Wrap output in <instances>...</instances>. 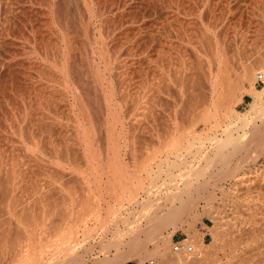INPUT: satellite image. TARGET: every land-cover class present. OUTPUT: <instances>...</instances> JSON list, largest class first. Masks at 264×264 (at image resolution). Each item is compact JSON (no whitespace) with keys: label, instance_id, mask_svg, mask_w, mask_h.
<instances>
[{"label":"rangeland","instance_id":"1","mask_svg":"<svg viewBox=\"0 0 264 264\" xmlns=\"http://www.w3.org/2000/svg\"><path fill=\"white\" fill-rule=\"evenodd\" d=\"M258 73L264 0H0V264H57L65 255L55 243L72 229L80 261L119 259L125 246L114 252L109 242L139 217L133 195L149 200L156 220L179 211L186 181L221 169L209 164L214 140L243 134L252 118L260 124ZM211 102L218 116L208 117ZM241 154L220 182L232 196L214 191L164 226L170 254L188 237L202 245L184 264H264V151L235 172ZM95 208L103 219L112 209L110 222L103 230L92 220L81 237L78 220ZM140 239V257L135 250L124 264H162L148 255L153 241ZM39 248L50 253L35 260ZM67 258L58 264H74Z\"/></svg>","mask_w":264,"mask_h":264},{"label":"bare ground","instance_id":"2","mask_svg":"<svg viewBox=\"0 0 264 264\" xmlns=\"http://www.w3.org/2000/svg\"><path fill=\"white\" fill-rule=\"evenodd\" d=\"M87 5V4H86ZM86 5H85V7H86ZM88 8V7H87ZM86 8V9H87ZM82 10V9H81ZM88 11H90L89 10V8H88V10H87V12ZM90 13V12H89ZM88 13V14H89ZM80 14V13H79ZM85 14V13H84ZM92 19V18H91ZM90 19V20H91ZM89 20V19H88ZM87 21V20H86ZM85 23V22H84ZM89 45H91V44H89ZM92 52H93V50H92ZM91 52V53H92ZM89 60H92V59H89ZM263 62V61H262ZM92 63H94V62H92ZM95 65V64H94ZM94 65H92V67H91V70H92V72L94 71L95 73H93V74H96L97 75V72H98V69H99V67L98 66H94ZM90 66V65H89ZM252 72V71H251ZM253 72H254V70H253ZM95 75V76H96ZM99 75V74H98ZM247 75V74H246ZM251 75V74H250ZM210 77V79H211V88H210V90H211V94H210V96H211V98H213V94L212 93H215V90H214V79H213V77H212V75H210L209 76ZM97 78H98V76H97ZM209 83V84H210ZM254 84V83H253ZM254 87V86H253ZM254 90V89H253ZM254 91H256V92H258L257 90H254ZM254 93V92H253ZM216 94V93H215ZM257 94V93H256ZM255 93H254V95H253V104H251V108H253V107H255V105H256V100H258V99H256L257 98V95H256ZM259 96V95H258ZM209 99V98H208ZM211 100H213V99H211ZM210 100V101H211ZM214 101V100H213ZM215 102V101H214ZM212 104V110H210V111H207V113H209V114H207L208 115V117H215V116H218V113H216V111H218L216 108V102L215 103H213V102H211ZM214 104H215V106H214ZM217 106H219L218 104H217ZM264 107V106H263ZM210 109V108H209ZM263 109V108H262ZM224 110V109H223ZM264 113V112H263ZM263 113H262V115H263ZM206 115V114H205ZM256 120H257V118L255 117V118H252V119H250V120H247L246 122H244V124L242 125V126H247V125H251V128L250 129H248V130H246V131H244L243 132V134H241V135H238L237 137H234V136H232V135H230L231 133H227L226 134V137L225 138H223V139H218V140H214L215 141V144L213 145L214 146V157H212L210 160H209V164H211L212 163V167L215 169L216 167H218L217 165H219V167L221 168L220 170H218L217 169V171L216 172H212V173H210V174H208V175H210V176H207V174H206V178L203 180V181H200V182H198V180H196V178H195V180H196V182L194 183L193 182V184H192V182L190 181V179H188L187 181H186V185L183 187V192L184 193H182V192H180V194H178V192L176 193V196H175V194H174V196L175 197H177V195H180V196H178V198L176 199V201L178 202L179 201V205H182V206H180L181 208L179 209V211H176L178 214H181V213H183V211L185 212L186 210H188V208L189 207H191V206H193V205H199L200 204V201H204V203L205 204H208V202H210V200L211 201H213L212 199H215L216 198V195L215 194H213V193H215L214 191H221V192H225V194L226 195H229V196H232V193H230L231 191H230V189L229 190H225L224 188H223V185H221L220 184V182L222 181H224V180H226L224 177H226L225 175H226V173H228V171H229V173H230V171H232L233 169L231 168V166H229L230 165V163H232L231 161H233L232 159L235 157V156H237V155H239V156H241L242 154V152L244 153V156L242 157V159H239L238 160V158H237V161H239V162H237V163H235V164H233L234 166H232L233 168H234V170H235V172L237 171V169L239 168V166H240V164L243 162V161H246V162H248L247 161V159L248 160H250L251 158V160H253V158H255L256 159V157H258V156H260V152H263L264 151V116L262 117H260V124H257L256 123ZM217 126H218V124H217ZM216 127V126H215ZM224 133V132H223ZM225 135V134H224ZM176 140V139H175ZM252 147V148H251ZM250 149V150H249ZM212 150V149H211ZM254 153H256V154H254ZM251 154H254V155H252L250 158H249V156L251 155ZM236 160V159H235ZM207 164H208V162H207ZM208 164V165H209ZM225 167H227L226 168V170L224 169ZM202 168V167H201ZM196 169H198V168H196ZM200 169V168H199ZM211 170H212V168H210ZM230 169H232V170H230ZM205 170V169H204ZM209 170V169H208ZM214 171V170H213ZM201 172H203V171H201ZM239 172V171H238ZM192 173H193V171H192ZM205 173H206V171H205ZM205 173H203V174H205ZM184 174V173H183ZM183 174H180V177L181 178H183V179H186L185 177H182L181 175H183ZM186 174V173H185ZM196 174H197V172L194 174V176H196ZM189 175H191V172L189 173ZM189 175H187L188 177H189ZM198 175V174H197ZM199 175H200V173H199ZM198 175V176H199ZM229 175H231V174H229ZM235 175H237V174H235ZM201 176H202V174H201ZM201 176H199V177H201ZM204 176V175H203ZM228 176V175H227ZM245 176V175H244ZM192 177H193V175H192ZM198 177V178H199ZM235 176H233V178H234ZM236 178V177H235ZM234 178V179H235ZM182 179V181H184ZM224 179V180H223ZM239 179V178H238ZM244 180V179H243ZM172 181V180H171ZM239 181V180H238ZM185 182V181H184ZM169 183V182H168ZM172 183V182H171ZM209 184H211L210 186H209ZM169 185V184H168ZM175 185V184H174ZM172 186V185H171ZM210 187V188H209ZM178 188V187H177ZM207 188H209V189H212V193L211 194H209L210 193V191H209V193L208 194H206V193H203V191H205V190H209V189H207ZM180 189H182V188H180ZM178 191V190H177ZM182 191V190H181ZM206 192V191H205ZM92 193V192H91ZM170 194V193H169ZM185 194V195H184ZM171 195V194H170ZM170 195H168V196H170ZM173 195V194H172ZM92 196H93V194H92ZM91 196V197H92ZM132 196V195H131ZM136 196L137 195H133L132 196V198L134 199V200H136V206L137 207H135L133 210L135 211H137V208L139 209V217H137V218H135L136 220L135 221H132V220H129L130 222H128L127 220H128V218H127V220H124L125 222V227H126V229L124 230V231H126V232H124V231H120V230H118V232L116 233V234H112L113 236H112V240L109 242V246L114 250L115 249V251L114 252H116V249L118 250V248L119 247H121L122 246V248L125 246V248H126V250H124V251H121V252H124V253H122V255H121V253L119 252V251H117V252H119L120 253V255L121 256H119L120 258L118 259H116L115 257H112V258H109V257H105V258H103V259H98V261L96 260V259H92V261L94 262L95 260L97 261V263L96 264H124V263H126V262H129V261H131L133 258H135L136 256H139L140 257V253L138 254V251L136 250L137 249V247L139 246V248H138V250L140 249L141 251L140 252H143L142 251V245H143V247H144V244H145V241H144V243H142V240L140 239V236L141 235H143L144 236V238H145V240H146V242L148 243V241H151V243H152V241H153V249L152 250H150V252H149V254L148 255H150V257H151V259H153L154 261H155V259H161L160 261H162V264H184L186 261H189V256H193V254L195 253H197L196 252V250L198 249V248H200V247H202V245H198V244H196V245H193L192 246V244H190V238L188 237V239H186V241H185V243H183V248H182V251H180V253H175V254H170L169 253V250H170V248H169V244H170V242H169V237H166V236H164L163 235V228H164V226H166V224H168L169 223V221H172V220H170L171 218L173 219V217H174V215H172L173 213H176L174 210H175V208H173L174 206H172V209H168V211H167V213L162 217V220H156V216H155V214H151V213H148V210H147V212H146V209L150 206V205H148V203L150 204V202H149V200H146V199H144V200H139L138 198H136ZM214 196H215V198H214ZM95 197V196H94ZM171 197V196H170ZM168 198L167 197V199H168V201H169V199H171V198ZM186 198V199H185ZM98 199H99V197H98ZM97 199V200H98ZM174 199V197H172V200ZM97 200H95L94 199V201H96L97 202ZM169 202H171L172 203V201L170 200ZM98 203V202H97ZM96 203V204H97ZM97 207V206H96ZM99 207V206H98ZM202 207V206H201ZM207 207V206H206ZM205 207V208H206ZM94 208V207H93ZM178 208V207H177ZM204 208V207H203ZM202 208V209H203ZM204 208V209H205ZM213 208V207H212ZM96 209V208H95ZM94 209V212H91V214L92 213H94V214H92V215H94V218H92V219H90L91 217H92V215L89 217V220L87 219V217H86V220H85V218H84V216H82L79 220H78V222L81 224V221H83V219H84V221H83V230H82V232L81 233H79L80 235L82 234V233H84V234H82L81 235V237L82 236H84L85 234H87V233H89V234H91V233H93V231H92V229L93 228H89V226H90V223L92 222V220H93V222L96 224V222H99L100 221V223H102L101 225H102V228H103V230L106 228V225H108V223L110 222V218H109V216L111 215V213L113 212V210L112 209H110V211H108V213H107V216L106 217H108V218H106L105 217V219H103V218H101V216L99 217V214H100V211H99V208L98 209H96L95 210ZM141 209V210H140ZM174 209V210H173ZM189 209H191V208H189ZM132 210V212H134ZM173 210V211H172ZM181 210H182V212H181ZM192 210V209H191ZM190 210V211H191ZM195 210V209H194ZM91 211H93V210H91ZM144 211H145V213H144ZM189 211V210H188ZM197 211V210H196ZM195 211V212H196ZM130 213V212H129ZM147 213V214H146ZM188 213V212H187ZM84 214V213H83ZM98 216H97V215ZM132 214V213H131ZM137 214V215H138ZM186 214V213H185ZM184 214V215H185ZM82 215V214H81ZM88 215V214H87ZM133 215V214H132ZM86 216V215H85ZM104 216H105V214H104ZM103 216V217H104ZM131 216V215H130ZM80 217V216H79ZM179 218V217H178ZM94 219H95V221H94ZM142 219H145V220H147V221H149L148 223H150L151 225H149V224H147V226H145V228H141V224H140V222L142 221ZM108 220H109V222H108ZM155 220V222L152 224L151 222H153ZM179 220V219H178ZM67 221V220H66ZM127 221V222H126ZM132 221V222H131ZM64 222H65V220H64ZM63 222V223H64ZM67 223V222H66ZM73 223V222H72ZM127 223V224H126ZM139 223V224H138ZM171 223V222H170ZM174 223V222H173ZM76 224H77V220H76ZM74 225L75 227L77 226V225ZM119 224V223H118ZM132 224H135V226H136V224H137V226H136V228L134 229V228H131L130 227V225H132ZM177 224V223H176ZM99 225V224H98ZM116 225V224H115ZM65 226V225H64ZM68 226H69V224H68ZM72 226V225H71ZM71 226H69V227H67V226H65V227H67V229L69 230V228L71 227ZM73 226V227H74ZM92 226V225H91ZM90 226V227H91ZM118 226V225H117ZM116 226V227H117ZM78 227V226H77ZM93 227V226H92ZM101 227V226H100ZM100 227H99V229H100ZM105 227V228H104ZM120 227H122V226H120ZM124 227V228H125ZM82 228V227H81ZM97 228H98V226H97ZM115 228V227H114ZM113 228V229H114ZM63 229V228H62ZM66 228H65V230H67ZM71 229V228H70ZM119 229H121V228H119ZM123 229V228H122ZM80 230V229H79ZM102 230V231H103ZM117 230V229H116ZM56 231V230H55ZM58 231H60V230H58ZM64 231V230H63ZM73 231V232H72ZM74 231H78V230H76V229H72V230H70L68 233H70L71 234V232H72V234H71V236H70V234H67L66 232H64V233H66V235H64L63 236V234H61L63 237H65V238H63V240H61V243H55L56 245L57 244H59V245H57V250H59V251H61V252H59L58 254H63L64 253V255L66 256V257H69V258H67V260L68 259H70V262H72L73 263V260H74V264H86L85 263V261H80V260H82V258L80 259V257H79V250L81 249L80 247H82V245H79V243L78 242H76V239L78 238V236H76V232L74 233ZM106 231V230H105ZM108 231V230H107ZM106 231V232H107ZM111 231V230H110ZM62 232V231H61ZM91 232V233H90ZM96 232H97V230H96ZM116 232V231H115ZM124 234H123V233ZM73 233L75 234V235H73ZM108 233V232H107ZM113 233H114V231H113ZM42 234V233H41ZM68 235H69V237H68ZM79 235V236H80ZM110 235V234H109ZM74 236H76V238L74 237ZM88 236V235H87ZM49 237V236H48ZM74 237V238H73ZM90 237V235L88 236V237H86L85 236V239L87 240V238H89ZM42 238V237H41ZM44 238V237H43ZM111 238V237H110ZM127 238V240H125V239ZM150 238H151V240H150ZM51 239V238H50ZM50 239H48V244L50 243L49 242V240ZM83 239V238H82ZM82 239H80L79 238V241L80 240H82ZM84 239V241H86ZM39 240H41V239H39ZM46 240V239H45ZM144 240V239H143ZM37 241V240H36ZM56 241H59L60 242V239L58 238V239H56ZM83 241V240H82ZM82 241H81V244H82ZM83 241V242H84ZM24 242V241H23ZM28 241H26V243H27ZM40 242V241H39ZM47 242H45V243H47ZM41 243V242H40ZM54 243V242H53ZM106 243H108V242H106ZM105 243V244H106ZM52 244V243H51ZM102 245V247L104 246L103 244V241H102V243H101ZM53 245V244H52ZM51 245V246H52ZM171 245V244H170ZM23 246H25V245H23ZM38 246H40V245H38ZM47 246V245H46ZM46 246L45 247H42V248H46ZM106 246H107V244H106ZM106 246H104L103 248H105L104 250L105 251H107L108 252V250L109 249H107L106 248ZM205 246V245H204ZM27 247H28V244H27ZM26 247V248H27ZM31 247V246H30ZM30 247H29V249H30ZM41 247V246H40ZM53 247V246H52ZM56 247V246H55ZM84 247V246H83ZM110 247H108V248H110ZM22 248V247H21ZM25 248V247H24ZM42 248H39V249H41V251L43 250ZM85 248V247H84ZM83 248V249H84ZM92 248V247H91ZM103 248H102V250H103ZM110 248V249H111ZM146 248V247H145ZM144 248V249H145ZM38 249V248H37ZM47 249H49V248H47ZM54 249V248H53ZM33 250V249H32ZM56 249H55V251H57ZM137 251V253L135 254L136 256H133L134 254H133V252L134 251ZM147 250V249H146ZM205 250V249H204ZM24 251V255L27 253V251L28 250H23ZM26 251V252H25ZM34 251V252H33ZM32 252L34 253V259H35V255H36V253L35 252H37V254L38 253H41V254H44V252H48V251H46L45 249H44V251H40V250H33ZM55 251H54V253H55ZM88 251V250H87ZM105 251H103V254L105 253ZM110 251V250H109ZM88 252H90V251H88ZM146 252V251H145ZM145 252L143 253V254H145ZM48 253H50V251L48 252ZM118 253V254H119ZM40 254V255H41ZM84 254H85V251H84ZM83 254V255H84ZM106 254V253H105ZM27 255H28V253H27ZM26 255V256H27ZM44 255H46V254H44ZM44 255H42V256H39V255H37V256H39L38 258L39 259H41V257H43ZM53 255V254H52ZM81 255V254H80ZM83 255H81L82 257H83ZM142 255V254H141ZM50 257H51V255H49ZM65 256H62L61 258H65ZM144 256V255H143ZM142 256V257H143ZM28 257V259H29V257H30V255H28L27 256ZM32 257H33V254H32ZM45 257V256H44ZM43 257V258H44ZM118 257V256H117ZM147 257H149V256H147ZM146 256L144 257V259H146L147 258ZM150 257H149V259H150ZM203 257V256H202ZM205 257V256H204ZM224 257V256H223ZM226 257V256H225ZM37 258V257H36ZM51 258H53V257H51ZM63 258V259H64ZM113 258H115L117 261H110V260H112ZM23 259L24 260H26V258H25V256L23 257ZM22 259V260H23ZM33 259V258H32ZM31 258H30V262L29 263H31V262H33V260H32ZM48 259V258H47ZM63 259L62 260H60V262L62 261L63 262ZM110 259V260H109ZM137 259L139 260V258L137 257ZM191 259V258H190ZM194 259H195V257H194ZM197 259H198V257H197ZM36 260V259H35ZM38 260V259H37ZM72 260V261H71ZM142 260H143V258H142ZM142 260H141V263H139V264H144L143 262H144V260H143V262H142ZM152 260V261H153ZM40 260H38L37 262L38 263H42V261L44 262L45 260H42L41 259V261L39 262ZM47 261V260H46ZM48 261H49V259H48ZM56 261V260H55ZM57 261H59V260H57ZM88 261V260H87ZM95 261V262H96ZM154 261H153V263H154ZM192 261V260H191ZM60 262H58V263H60ZM66 262V261H65ZM90 262V261H89ZM194 262V261H193ZM197 262V261H196ZM195 262V263H196ZM24 263H25V261H24ZM45 263V262H44ZM46 263H48V262H46ZM57 263V264H58ZM92 263V262H91ZM26 264H28V261L26 262ZM32 264H34V262L32 263ZM64 264H66V263H64ZM90 264V263H89ZM95 264V263H94ZM150 264H151V261H150ZM197 264V263H196ZM214 264V263H213Z\"/></svg>","mask_w":264,"mask_h":264},{"label":"built area","instance_id":"3","mask_svg":"<svg viewBox=\"0 0 264 264\" xmlns=\"http://www.w3.org/2000/svg\"><path fill=\"white\" fill-rule=\"evenodd\" d=\"M254 86L256 88H261L264 86V75H263V73L257 74ZM175 250H178L177 246H175Z\"/></svg>","mask_w":264,"mask_h":264}]
</instances>
